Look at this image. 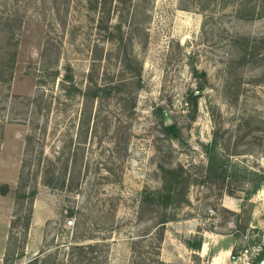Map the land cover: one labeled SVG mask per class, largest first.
I'll list each match as a JSON object with an SVG mask.
<instances>
[{
  "label": "rangeland",
  "instance_id": "rangeland-1",
  "mask_svg": "<svg viewBox=\"0 0 264 264\" xmlns=\"http://www.w3.org/2000/svg\"><path fill=\"white\" fill-rule=\"evenodd\" d=\"M88 1L0 0V186L10 187L0 194V264H188L162 256L161 213L170 237L171 225L224 195L246 198L264 185V62L242 66L236 43L263 39L264 18L239 19L215 0L204 11L184 0H124L100 29ZM69 74L82 90L92 75L120 93L102 106L66 100ZM99 108L97 123L80 120ZM48 158L65 185L35 176ZM179 167L189 204L141 209L144 192L162 188L161 169ZM22 185L37 190L33 220L27 238L18 229L11 240ZM76 245L96 246L80 262Z\"/></svg>",
  "mask_w": 264,
  "mask_h": 264
},
{
  "label": "trees",
  "instance_id": "trees-1",
  "mask_svg": "<svg viewBox=\"0 0 264 264\" xmlns=\"http://www.w3.org/2000/svg\"><path fill=\"white\" fill-rule=\"evenodd\" d=\"M188 5L190 4L192 7H195L198 10H205V8L209 7L213 0H209V4L205 3L204 0H184ZM215 4L218 2L223 3V7L227 6H235V14L239 19L253 21L257 19L264 18V0H215ZM89 9L92 12H95L99 15L98 27L100 29L104 28L103 24H110L113 15L120 13V6L124 3V0H89ZM122 3V4H121ZM205 3V4H204ZM202 4L203 7H202ZM187 5V6H188ZM189 8V7H185ZM5 28L8 29L11 27L9 22L5 23ZM107 27V26H106ZM105 27V28H106ZM108 28V27H107ZM106 28V29H107ZM8 31V30H7ZM122 40V39H121ZM122 42V41H121ZM237 46L241 49V59L240 64L242 66L248 64H257L259 65L261 62H264V38L263 39H250V38H240L236 40ZM46 75L44 73L41 74V79L44 80ZM90 86L82 90L77 88L73 83V78L69 74L64 78V81L61 83V91L63 92V97L66 100H72L76 95H80L82 99L85 101L87 106L93 107L94 103H98L99 106L103 104V97L112 96V94H118L119 86L111 87L99 86L98 83L92 79V75L90 76ZM203 88V86H200ZM189 102L194 105V108L197 106V97L194 93L190 95ZM86 106V107H87ZM87 109V108H86ZM83 110L81 121L85 120L90 125L91 121L94 117V123H97L100 116V108L97 110L94 116H92V110L87 112ZM163 108L157 107L154 110V115L162 122L161 119L163 117ZM97 120V121H96ZM165 125V124H164ZM165 133L168 134L171 139H176L178 136V130L176 126L172 125L169 127L164 126ZM31 139V138H29ZM29 149V148H28ZM30 151L27 150V154ZM38 165H41L42 159L38 158ZM47 165V166H46ZM46 167L44 169H39L36 175H41L42 183L45 186L57 188L58 185H65V180L60 181L58 175L55 170V160L48 158L46 162ZM162 180L163 185L160 190L157 191H145L141 203V209L146 207H151L154 211H166L171 206H182L184 204H189V199L187 197L188 188H189V177L187 176V172L182 168H162ZM215 172H212L214 174ZM211 174V175H212ZM209 175V177L211 176ZM24 177V174H22ZM24 179V178H22ZM259 182L263 184L264 175L261 174ZM260 185V184H259ZM22 191H18L16 194V202L17 209L16 213L11 222V236L10 239L14 238V231L21 230V234L24 238H27L28 233L31 228L32 220H33V204L35 201V196L37 194L36 188L31 189L30 192L26 191L27 185H22ZM259 187H255L253 193L257 192ZM10 192V187L7 184L0 186V194L2 196H6ZM233 193H229V196H233ZM28 200V201H27ZM165 213V212H164ZM161 213L160 219L156 224L155 233L158 236V240L160 243H163L165 236V226L169 223L167 215ZM96 246V245H95ZM95 246H78L76 245L73 249L78 251L77 256L79 255L80 262L85 260V255L87 249H93ZM201 243H196L195 247L200 248ZM8 255L10 254V248L7 250ZM22 253V252H21ZM264 255H262L258 260H261ZM256 262V263H257ZM255 263V264H256ZM31 264H33L31 262Z\"/></svg>",
  "mask_w": 264,
  "mask_h": 264
},
{
  "label": "crops",
  "instance_id": "crops-1",
  "mask_svg": "<svg viewBox=\"0 0 264 264\" xmlns=\"http://www.w3.org/2000/svg\"><path fill=\"white\" fill-rule=\"evenodd\" d=\"M206 212L171 225L175 233L170 237L166 230L163 257L170 253L171 258L188 264H232L233 255L245 245L246 234L252 232L256 237L264 233V185L250 197L224 195L215 209ZM199 242L201 246L196 248Z\"/></svg>",
  "mask_w": 264,
  "mask_h": 264
},
{
  "label": "built area",
  "instance_id": "built-area-1",
  "mask_svg": "<svg viewBox=\"0 0 264 264\" xmlns=\"http://www.w3.org/2000/svg\"><path fill=\"white\" fill-rule=\"evenodd\" d=\"M210 215H215L213 210ZM244 247L232 257V264H255L264 255V233L254 236L252 232L244 236Z\"/></svg>",
  "mask_w": 264,
  "mask_h": 264
},
{
  "label": "water",
  "instance_id": "water-1",
  "mask_svg": "<svg viewBox=\"0 0 264 264\" xmlns=\"http://www.w3.org/2000/svg\"><path fill=\"white\" fill-rule=\"evenodd\" d=\"M200 93H203V91L196 93V95H198ZM163 116H164L163 117L164 118L163 119L164 120V124H165L166 127L172 126L174 124L173 121H172V119H171V117H170V115H169V113L167 111H165V110L163 111ZM256 264H264V256Z\"/></svg>",
  "mask_w": 264,
  "mask_h": 264
}]
</instances>
